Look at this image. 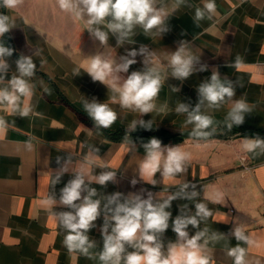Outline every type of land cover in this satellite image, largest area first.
<instances>
[{"label":"crops","instance_id":"0c3cea01","mask_svg":"<svg viewBox=\"0 0 264 264\" xmlns=\"http://www.w3.org/2000/svg\"><path fill=\"white\" fill-rule=\"evenodd\" d=\"M203 3L204 0L182 3L158 0L157 6L166 11L176 8L165 20L168 31L157 33L154 29L145 34L137 26L130 38L132 42L126 40L118 46L111 33L107 45L91 38L84 22L60 10L57 0H22L14 8L6 7L0 0V15H6L10 25L9 32L0 37V43L14 49L13 55L6 58L10 65L8 76L15 73V62L21 56L31 57L37 65L31 78L35 94L30 100L29 116L9 115L6 108L0 107V116L10 124L6 133H0V264H101L98 254L103 248L102 217L88 233L95 242V247L90 249L94 258H88L67 250L63 244L65 231L44 200L53 193L58 198L60 189L71 178L65 173L51 187V176L59 171L61 164L68 159L81 160L95 149L99 156L95 173L116 172L115 183L109 182L106 187L91 185L97 188L98 198L120 192L123 197L136 194L147 199L149 193L171 194L179 191L182 184H188L186 191H195L197 196L192 200H174L168 211L174 219L180 214V206L187 204L188 214L194 215L195 204L199 202L212 211V216L201 221L198 228L189 225L187 229L190 237L208 229L204 239L209 242L204 252L209 264H233L227 250L237 243L247 247L236 241L233 235L236 228L258 241L256 246L248 248V264H264V154L247 153L242 147V138L251 137L246 135L249 129L264 131V0H215L216 11L210 14L211 18L206 14L197 26L193 17L197 8H203ZM181 41L199 57L197 69L201 64L208 66L206 71H196L184 81L174 78L169 66L170 55ZM133 49L138 53L137 62L127 74L143 71L147 58V66L157 68L164 77L154 101L156 108L148 114L111 103L109 88L94 82L83 69L95 55L121 63L120 57ZM237 55L242 57L239 69L231 66ZM75 68L80 69L79 75L74 74ZM215 69L221 78L237 82L232 99L243 98L252 108L243 125L233 126L230 131L235 132L228 133L246 131L245 134L232 138L211 136L206 140L172 137L176 133H191L193 125L185 123L187 114L177 113L176 107L184 103L190 110L194 108L199 102L198 86ZM93 99L108 102L117 113L111 127L97 129L84 111L83 102L91 103ZM230 103L218 109L209 108L207 102L202 106V111L214 118L213 127L218 132L229 131L224 121ZM141 120L145 123L151 120L152 129L142 128ZM133 121L135 130L130 128ZM157 129L171 133L162 146L180 145L190 156L186 171L177 176L179 184L163 181L160 173L156 174L155 186L140 179L139 164L146 154L142 145L155 136L138 137V133ZM132 180L137 183L133 185ZM225 220L226 223L220 222ZM212 233L221 238L211 240ZM161 239L165 250L169 242L176 241L171 221ZM203 242L202 239L200 243Z\"/></svg>","mask_w":264,"mask_h":264},{"label":"clouds","instance_id":"9594fccd","mask_svg":"<svg viewBox=\"0 0 264 264\" xmlns=\"http://www.w3.org/2000/svg\"><path fill=\"white\" fill-rule=\"evenodd\" d=\"M21 2L22 0H3L8 8H14ZM179 2L182 3L183 0ZM57 4L60 10L82 20L91 38L98 40L101 45H107L111 33L118 46L123 45L126 40L132 42L130 38L137 26H140L145 34L154 29L157 33L168 31L165 20L176 10L175 7L167 11L158 7V0H57ZM215 11V0H204L203 8L195 10L194 22L199 26V21L205 19L206 14L207 18H211L210 14ZM9 30L8 17L0 15V37ZM13 52L14 49L0 43V107L6 108L9 115L25 118L32 110L30 100L35 94V85L31 78L36 74L37 65L31 57L21 56L15 62V73L9 77L10 65L6 58L11 57ZM137 54L135 49L128 51L127 55L120 57L121 63L95 55L83 69L94 82H100L109 88L111 103H119L124 109L148 114L156 108L154 101L161 91L164 77L157 68L147 66V58L143 71L127 74L130 66L137 62ZM198 63L199 57L191 51L186 42L181 41L169 58L171 75L184 81L196 71L207 70L206 64H201L197 69L195 65ZM241 63L242 57L237 55L231 66L239 69ZM73 72L79 75L80 69L75 68ZM122 73L127 75H121ZM235 86L237 82L227 77L221 78L219 70L215 69L210 78L198 86L199 102L194 108L190 110V106L184 103L177 105L176 112L186 113L185 123L193 125L190 133L192 137L206 140L216 132L213 127L214 118L202 111L205 102L209 108L216 109L231 102L224 121L226 128L230 131L233 126L243 125L246 114L251 113L252 108L243 98L232 99ZM44 91L51 94L48 88ZM83 109L97 129H107L117 120V113L108 102L100 103L95 99L91 103L84 101ZM160 111H164V108ZM139 123L146 130L152 129L151 120L147 123L141 120ZM135 127L136 122L133 121L130 128L135 130ZM9 128V122L4 116H0V133H6ZM125 139L128 140V137ZM242 141L245 152L264 154V137L258 134L245 136ZM128 142L132 143L130 140ZM142 146L146 154L139 164L140 179L155 186L156 174L160 173L163 181L179 184L177 176L186 171L189 154L182 151L180 145L162 146V141L155 137ZM97 153L98 149H95L89 151L81 160L68 159L61 164L59 171L51 176V187L54 188L65 173L70 174L71 178L60 189L58 198L54 193L44 198L47 209L65 231L63 244L69 252L94 258L90 249L95 247V242L89 239L88 233L97 226L95 222L102 217L100 233L103 248L98 254L101 264H209V257L204 252L209 242L204 239L208 229L198 231L191 237L187 229L189 225L198 228L201 221H206L212 216V211L203 202L195 204L194 215L188 214L187 204L180 206V214L174 219L168 211L174 200H192L197 196L195 191H186L188 184H182L179 191L171 194L161 192L154 196L149 193L147 199H142L136 194L123 197L120 192L98 198L97 188L91 185L106 187L109 182L115 183L116 172L113 170L95 173V161L99 159ZM57 163L60 164V158ZM131 183L135 185L137 181L132 180ZM57 207L68 210L54 211ZM170 221L177 239L175 242H169L165 250L161 237L169 229ZM233 235L236 241L247 247L237 243L227 250L228 256L233 258V264H248V248L256 246L257 239L251 234H246L241 228H236ZM220 238L217 233L211 235L213 241ZM202 239L203 244L200 243Z\"/></svg>","mask_w":264,"mask_h":264},{"label":"trees","instance_id":"16d2710c","mask_svg":"<svg viewBox=\"0 0 264 264\" xmlns=\"http://www.w3.org/2000/svg\"><path fill=\"white\" fill-rule=\"evenodd\" d=\"M229 132H235V131H226V130H223V131H216L212 137H217V138H225L226 135L229 133ZM248 134L246 135H249V136H254V135H264V131H261V130H258V129H249L248 131ZM120 132L116 133V134H119ZM122 134H124V132H122ZM133 136L135 135V133H131ZM171 133L166 131V130H163V129H157V130H154L152 132H140L138 133V137H146L148 135H152V136H155L157 139L161 140V141H164L166 136H169ZM189 134V133H188ZM176 139H181V137L179 138H176Z\"/></svg>","mask_w":264,"mask_h":264},{"label":"water","instance_id":"95a60500","mask_svg":"<svg viewBox=\"0 0 264 264\" xmlns=\"http://www.w3.org/2000/svg\"><path fill=\"white\" fill-rule=\"evenodd\" d=\"M246 131H241V132H237V133H233V134H228L226 136V138H232V137H236V136H240L245 134ZM172 137H192L190 134H186V133H176L173 134Z\"/></svg>","mask_w":264,"mask_h":264}]
</instances>
